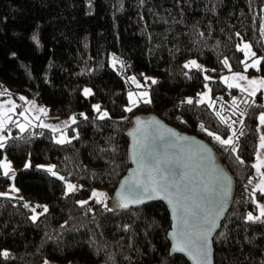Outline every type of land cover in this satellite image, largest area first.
<instances>
[{
  "label": "trees",
  "instance_id": "16d2710c",
  "mask_svg": "<svg viewBox=\"0 0 264 264\" xmlns=\"http://www.w3.org/2000/svg\"><path fill=\"white\" fill-rule=\"evenodd\" d=\"M263 19L264 0H0V90L17 99L33 98L51 115L78 116L71 143H57L47 128H14L0 149V157L5 154L13 162V181L23 194L22 199L0 197V251L10 254L0 256V264H43L45 259L61 264H189L169 253L170 219L164 204L109 211L94 199L84 206L77 203L94 187L114 191L129 166L126 128L143 112L205 140L234 177L231 207L213 237L214 264H264V221L244 218L254 209L249 179L255 170L261 94L248 107L238 89L219 79L229 71L222 64L225 58L232 71L243 69V52L236 47L240 40L264 58ZM110 53L123 61L121 71L109 66ZM190 58L204 64L211 93L225 97L219 105L181 104L203 87V71L184 67ZM259 69L264 76V60ZM143 73L157 81L149 83L151 103L140 101L125 111L126 77ZM85 86L92 95L84 96ZM233 96L239 109L247 110L242 125L241 117L232 115ZM93 102L108 117L99 119ZM216 111L237 121L236 153L225 151L199 127L203 124L222 138L231 135ZM27 160L32 166L25 169ZM46 162L81 184L80 190L65 197L64 182L36 167ZM10 181L0 173V187ZM25 202L46 204L48 212L33 222Z\"/></svg>",
  "mask_w": 264,
  "mask_h": 264
},
{
  "label": "snow or ice",
  "instance_id": "6c2138e0",
  "mask_svg": "<svg viewBox=\"0 0 264 264\" xmlns=\"http://www.w3.org/2000/svg\"><path fill=\"white\" fill-rule=\"evenodd\" d=\"M261 34L264 35V22L260 25ZM237 36L240 34L237 33ZM33 39L36 40V36H33ZM38 42V41H37ZM238 51H242L245 56V60L240 61L241 64L244 65V72H233L231 69V65L227 58L222 61V64L225 68L229 69L231 72L230 76H221L220 81L223 82L229 89H238L241 93L245 94L242 99V103L247 105L248 107H252L255 105V97L258 92L264 93V77H252L245 75L249 68L259 69L262 60L264 58L256 57V54L252 52V45L247 42H242V44H238ZM14 55V54H13ZM249 57H254L252 62L247 63V59ZM119 63L123 66V62L118 58L113 57V66ZM185 68H196L199 70H203V66L197 64L195 60L188 61L184 64ZM214 71V70H213ZM187 75V73H185ZM133 83H136L139 87V83L136 81L135 77H130ZM146 80H151L153 84L157 83L155 79L151 77H145ZM205 81L211 80V77L205 76ZM205 89H208L205 92L197 93L198 99H193L192 97H186L181 104H207L209 108H213L216 103V100H223V97H217L216 100H213L209 95L210 89L208 88V84L205 83ZM84 95L89 96L92 95V90L90 88H85ZM134 94L129 92V104L130 107H126L125 111L131 112L132 107L136 106L137 103L142 101L145 104L151 103V100L148 98L147 92L139 93L137 99H133ZM0 96H8L9 99L5 101H0V133H3L5 129L8 128L9 124H14L15 127L19 128L21 132L25 130V128L31 124L32 120L29 119V113L36 112L40 115H47L48 109L44 107H39L35 105L34 101H27L25 97L20 96V100H24L25 103L30 105V108H25L22 111L16 112L18 105L14 100L11 99V93L8 92L7 89L0 90ZM238 98L236 96L232 97L231 106H232V115H238L241 117L239 123L243 124V117L247 114V110L241 111L239 109V104L237 103ZM93 109L99 113V119H104L108 117L107 111H100V105L94 104ZM259 107L264 108V105H260ZM16 115L18 117H22L25 123H20L19 120H14L13 116ZM40 115H34L32 119L40 121V126L44 128H51L54 132L58 130L57 126L49 125L43 123L40 120ZM84 116V113L80 114ZM215 115L219 119L221 124L227 126V128L231 131V135H228L227 138H222L217 135L215 132L208 131L207 128L203 124L199 127L202 131L206 132L207 135L213 138L216 142H218L221 146L224 147L225 151H229L231 153H236L238 148V140L239 136L236 135V130L233 128V124L237 121H230V117L226 118L221 115L220 111H216ZM87 119V117H85ZM258 119L257 131H260V126H264V111H261ZM69 120L71 123H76L75 117H70ZM65 126H67L68 122H64ZM137 132H142L144 135V139H147L148 129L150 126L155 125V131L158 133L154 139L165 140L167 137L170 146L175 147L174 143H171V138H176L177 141L184 140L187 141L189 138L186 136H179L173 129L167 128V126L163 125L159 120L153 119L147 124L141 122L137 119ZM163 131H160V130ZM134 136V145H138L139 147L133 148L131 159L134 163L137 164V168L132 170V175L130 178H126L120 185V190L117 191L116 196L120 199V207L128 208L130 204H140L145 200L152 199H164L168 202L172 210L173 216V232L170 235L176 240L174 244V250H178L180 252H186L194 261L195 264H212V252H211V236L213 231L217 228V221L224 214L226 208V202L230 192V184L231 181L226 176H217L214 177L212 183L215 185V188H210L207 183L203 185V192L205 193V197L209 193L214 194V200L210 201V203L215 204V213L207 207L202 206L201 204L196 203L195 200L192 199L191 196L185 195L181 191V182L188 179V173L182 172L177 167V162L179 161V156H170L167 153H158L151 148H146L143 140L135 139V133H132ZM240 136L244 135L243 129L240 130ZM11 138V132L9 130L8 135H0V149L5 147L6 142ZM76 137H72L71 139H75ZM260 143L256 152V163L252 165V167L256 170L257 175L260 177L259 182L253 187V202H256L255 193L259 192L264 195V171H261L264 168V157L261 156L260 150L264 149V133H262L259 137ZM59 144L71 143V140L64 134H62L57 140ZM184 149L182 148L181 151ZM197 151H204L203 148L192 150L189 148L190 157L195 156ZM203 159V157H201ZM236 160L243 164L244 161L236 156ZM31 162L26 161L24 164V168L27 169L31 167ZM37 168L44 169L53 177H57L59 180L65 182V191L64 196L67 197L70 193L77 191V186L66 181L64 176H60L54 169L55 165H36ZM184 167H187L185 165ZM0 170H2V175L9 179H13L15 177V170L11 166V162L5 160H0ZM179 177V178H177ZM252 181L249 179V184ZM186 187V185H185ZM10 192H19V189L15 187V185L10 186ZM9 192H0V197H9ZM106 198V193L97 191L95 189L92 190L91 195L88 199H95L96 203H103ZM22 199V198H21ZM203 199V198H202ZM191 201V203H189ZM77 203L81 206H84L88 203V200H78ZM25 208L31 207V211L33 215L30 219L35 222L40 215H44L48 212V205H36L31 206L29 203L25 202ZM107 208V205H105ZM259 209V214L254 215L252 212H249L246 216V220L250 222L256 221H264V205L257 204ZM37 208H42L43 212H37ZM109 211L111 209H108ZM190 220L195 221V223L190 224ZM179 228L180 231L177 232L176 229ZM182 237L183 239H177V237ZM9 252L7 250L0 251V256L7 258L9 256ZM45 264H49L47 260H45Z\"/></svg>",
  "mask_w": 264,
  "mask_h": 264
},
{
  "label": "water",
  "instance_id": "95a60500",
  "mask_svg": "<svg viewBox=\"0 0 264 264\" xmlns=\"http://www.w3.org/2000/svg\"><path fill=\"white\" fill-rule=\"evenodd\" d=\"M137 119H139L141 122H144L147 124V122L156 119L159 120L163 125L167 126V128L173 129L179 136H186L189 139L187 141L180 140L177 141L176 138H171V143H174L176 146L172 147L168 142V138L166 137L165 140H159L154 139L155 136L158 135V133L155 131L156 126L152 125L148 129V136L147 139H144V135L142 132H137L136 129L138 127L137 125ZM160 131H163L162 129ZM127 137H128V147H127V159H128V168L126 169L125 173L121 176L119 179L116 188L114 189L112 195H111V207L109 209H113L116 211H123L127 210L129 208H139L143 205H146L148 203L152 202H160L165 205L170 219V227L167 231V240L170 244L169 247V253L170 255H179L185 258V260L189 264H195V261L186 253V252H180L178 250H174V244L176 243V240L173 239V237L170 235V233L173 232V216H172V210L168 202L164 199H152V200H145L144 202L140 204H130L128 208H122L120 207V199L116 196V193L118 190H120L121 183L126 179L130 178L132 175V170H135L137 168V164L133 162L131 159V154L133 151L134 146L139 147L138 145H134V136L132 133H135V139H141L144 142V145L146 148H151L154 151L158 153H167L170 156H179L180 159L177 162V167L182 172L188 173V179L181 182V191L188 196H191L193 200L196 201V203L201 204L204 207H207L213 211V214L215 213V204L210 203V201L214 200V194L209 193L205 197V193L203 192V185L205 183L208 184L210 188H215V185L212 183V180L214 177L217 176H226L231 181L230 184V192L229 196L226 202V208L224 214L219 218L217 221V228L213 231L211 236V252H212V264H214V248H213V237L218 232L222 220L225 218L226 214L228 213L233 197L235 192V180L232 176L231 172L227 168L226 164L220 159L218 153L215 151V149L207 143L205 140L197 137L194 134H189L187 132L181 131L175 126L167 123L165 120L160 118L157 114L153 112H143L134 115L126 128L125 131ZM184 149L181 151V149ZM189 148L192 150H197L200 148H203L204 151H197L195 156L190 157ZM203 157V159H201ZM187 165V167H184ZM179 178V177H177ZM186 185V187H185ZM203 198V199H202ZM191 203V201H189ZM195 223V221L190 220V224ZM177 232L180 231L179 228L176 229ZM177 239H183L182 237H177Z\"/></svg>",
  "mask_w": 264,
  "mask_h": 264
},
{
  "label": "rangeland",
  "instance_id": "374dc122",
  "mask_svg": "<svg viewBox=\"0 0 264 264\" xmlns=\"http://www.w3.org/2000/svg\"><path fill=\"white\" fill-rule=\"evenodd\" d=\"M263 22H264V19H263ZM242 42H247V43H249L248 41H245V40H240L239 42H238V44H242ZM237 44V45H238ZM250 44V43H249ZM252 52H254L253 51V49H252ZM113 57H116V58H118L120 61H122L119 57H117L115 54H113V53H110V55H109V58H108V63H109V66L110 67H112V68H114V69H117V70H119V71H121V69L123 68V66H121V64H119V63H117L116 65H115V67L113 66ZM256 57H258V56H256ZM252 59H254V57H249L248 59H247V63H251L252 62ZM192 60H195L196 62H197V64H199V65H202L203 66V77H205L206 75L207 76H209L208 74H207V72H205L204 71V69H205V66H204V64L202 63V62H200V61H198L197 59H195V58H190V59H188L186 62H184V64L185 63H187L188 61H192ZM243 60H245V56H244V53H243ZM123 62V61H122ZM249 70H253V71H255V73H249ZM233 72H244V65H243V69L242 70H239V71H233ZM245 75H247V76H249L250 78H252V77H257V78H259V77H264L263 75H261V74H259V73H257V69L256 68H249L248 69V71L246 72V73H244ZM231 75V72L230 71H227V72H225V73H222L220 76H219V79H220V77L221 76H230ZM130 77H135L136 78V81L139 83V87L137 86V84L136 83H133L132 81H131V79H129ZM145 77H151L152 79H154L153 78V76H151V75H149V74H146V73H143L140 77L139 76H137L136 74H131V75H128L127 77H126V83H127V91H126V98H127V104H126V107H130L131 105L129 104V96H128V94H129V92H132V93H134V94H137L136 96H134L133 97V99H137V96H138V94L139 93H142V92H147L148 93V90H149V83H150V81L151 80H146L145 79ZM210 77V76H209ZM205 83H207L208 84V88L210 89V87H209V83H208V81H205V79H204V81H203V87H202V89L198 92V93H202V92H205V91H207L208 89H205V87H204V85H205ZM223 83V82H222ZM224 84V83H223ZM225 85V84H224ZM85 88H90V87H88V86H85L84 88H83V90L85 89ZM91 89V88H90ZM83 92V94H84V91H82ZM258 93H260L261 94V104L262 105H264V93H261V92H258ZM243 94V93H242ZM209 95L211 96V98L213 99V100H216V97H222V93H217L215 96L211 93V91H210V93H209ZM243 95H245V94H243ZM20 96H22V95H19L18 96V99L17 98H14V97H11V99L12 100H14L15 101V103L18 105V107H17V109H16V112L18 113L19 111H22V110H24L25 108H30V105L29 104H27V103H25V101L24 100H20L19 99V97ZM85 96V95H84ZM24 97V96H23ZM26 98V97H25ZM194 100L195 99H198V97H197V94H196V96H194V97H192ZM7 99H9V98H6V99H0V101H5V100H7ZM26 100L27 101H34L35 102V105L37 106V108H39V107H44V108H46L42 103H40V102H38L37 100H35V99H33V98H30V99H28V98H26ZM223 100H225V97H223ZM94 104H99L98 102H93L92 103V106L94 105ZM216 104H220V101L219 100H216V103H215V105ZM100 105V104H99ZM214 105V106H215ZM133 108V107H132ZM47 109V108H46ZM92 109H93V107H92ZM94 110V109H93ZM100 111H107L104 107H101L100 106ZM261 111H264V108L261 110ZM260 111V112H261ZM94 112H96V115H98L99 116V113L96 111V110H94ZM108 112V111H107ZM260 112H259V114H260ZM81 113H84V116H82V117H86L87 116V113L85 112V111H81L80 112V114ZM79 114V115H80ZM259 114H258V116H259ZM29 115V119H31L32 120V122H31V124H29L26 128H25V130L26 129H32V128H34V127H41V128H44V127H42V126H40V121H38V120H35V119H32V117L34 116V115H40L39 113H36V112H31V113H29L28 114ZM81 116V115H80ZM70 117H75V119L77 120V115L76 114H70V115H67V116H56V115H51V114H49L48 112H47V115L45 116V115H40V120L41 121H43V123H46V124H49V125H53V126H57V128H58V130L57 131H53L51 128H47V129H49L51 132H52V134H53V140L54 141H56L62 134H64V135H66L70 140H73V139H71L72 137H77V129H76V127H75V125L73 124V123H71V121L69 120V118ZM13 119L14 120H19V122L20 123H25V121H24V119L22 118V117H18V116H16V115H14L13 116ZM258 120V119H257ZM64 122H68L67 123V126H65V123ZM259 123V122H258ZM258 126V125H257ZM14 128H16L17 130H19L20 131V129L19 128H17V127H15V125L14 124H9V126H8V128L7 129H5L4 130V132L3 133H0V135H8V132H9V130H10V132H11V134L13 133V131H12V129H14ZM262 133H264V126H260V131L258 132V145H257V148H258V146H259V143H260V140H259V137H260V135L262 134ZM256 152H257V150H256ZM260 153H261V156L262 157H264V149H261L260 150ZM7 160V161H10L11 162V166H12V168H14V165H13V162L10 160V159H8L7 157H6V155L5 154H3L1 157H0V160ZM27 161H29V160H27ZM254 163H256V155H255V161H254ZM40 165H53V163L52 162H46V163H42V164H40ZM55 170V169H54ZM56 171V170H55ZM261 171H263L262 169H261ZM60 176H63V175H61L58 171H56ZM0 173L2 174V170H0ZM250 179H251V181H252V185L253 186H255L258 182H259V180H260V177L257 175V173H256V170H254V175H252L251 177H250ZM65 180L66 181H68V182H70V183H72V184H74V185H76L77 186V191H79L80 190V188H81V184H79V183H77V182H75V181H71V180H68V179H66L65 178ZM64 182V181H63ZM15 185V187L16 188H18L19 189V192H10V186L11 185ZM93 189H95V190H97V191H100V192H104V193H106V198H103L104 199V202L103 203H99V205L101 206V207H105V205H107V208H109V207H111V195H112V193L110 192V189L109 188H101V187H94V188H92L91 190H90V193H89V195L87 196V197H85V198H79L78 200H89L88 198H89V196L91 195V192H92V190ZM64 191H65V182H64ZM77 191H75V192H77ZM0 192H9L10 193V197H14V198H22L23 197V194H22V190L15 184V182L13 181V179H11V181L9 182V184H7L6 186H4V187H0ZM74 193V192H73ZM110 193H111V195H110ZM110 195V196H109ZM255 196H256V194H255ZM252 201H253V194H252ZM95 200V199H94ZM96 201V200H95ZM253 204H254V209L253 210H249L246 214H245V219H246V216H247V214L249 213V212H252L254 215H258L259 214V209H258V207H257V204H259V205H264V197L263 198H259V197H257L256 196V202L254 203L253 202ZM36 205H39V204H36ZM36 205H31V206H36ZM42 205H45V204H42ZM30 209H31V207H29ZM106 208V207H105ZM37 212H43V209L42 208H37ZM33 215V212L31 211L30 212V217ZM45 260H47L48 262H49V264H61V263H58V262H55V261H52V260H49V259H45ZM45 260H44V262H43V264H45Z\"/></svg>",
  "mask_w": 264,
  "mask_h": 264
}]
</instances>
